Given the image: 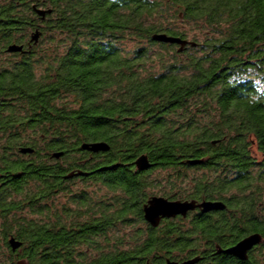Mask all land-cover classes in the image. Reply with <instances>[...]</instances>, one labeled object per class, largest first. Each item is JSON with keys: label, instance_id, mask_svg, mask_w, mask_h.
I'll return each instance as SVG.
<instances>
[{"label": "trees", "instance_id": "16d2710c", "mask_svg": "<svg viewBox=\"0 0 264 264\" xmlns=\"http://www.w3.org/2000/svg\"><path fill=\"white\" fill-rule=\"evenodd\" d=\"M35 8L52 14L43 22ZM178 19L207 31L204 41L190 40L174 26ZM157 35L194 46L181 54ZM54 36L60 42H49ZM127 41H138L133 53L121 48ZM46 42L54 49L36 60ZM10 46L24 51L8 53ZM150 46L184 59L143 76ZM6 54L19 58L0 59L6 264L184 263L204 254L203 243L264 239V90L254 83L264 87V0H0V57ZM97 143L109 151L81 149ZM143 156L150 168L139 171ZM182 169L205 173L188 188L183 176L153 177ZM201 188L228 204L217 223L201 226L193 216L153 228L145 221L152 198L199 202ZM11 237L22 244L18 256ZM212 261L264 264V242L247 261Z\"/></svg>", "mask_w": 264, "mask_h": 264}, {"label": "water", "instance_id": "95a60500", "mask_svg": "<svg viewBox=\"0 0 264 264\" xmlns=\"http://www.w3.org/2000/svg\"><path fill=\"white\" fill-rule=\"evenodd\" d=\"M35 13L41 19V21H45L47 16L52 14L51 10H42L36 9ZM41 32L37 31L31 39V43L37 44L40 37ZM153 40L160 43L177 45L180 47L179 52H183L184 48L187 45L194 46L193 43H189L187 41H183L178 38L168 37L167 35H157L153 37ZM24 51L23 46H10L8 48V53L16 54L21 53ZM82 150L88 151L91 153H101L109 151V147L104 143H97V144H85L81 147ZM22 154L32 153L31 150L24 149L21 151ZM56 159L61 157L60 155L54 156ZM192 165L197 164V162H192ZM136 168L139 171H145L150 168L149 161L146 157H141L138 159L135 164ZM81 175V174H80ZM72 178V175L67 177ZM198 208H204V211H213V210H222L224 209V205L221 203H204L199 205L197 202L192 201H168L163 197H154L152 198L148 204L144 207V219L145 221L153 228H157L163 220L166 219H173L178 216L186 217L189 212L195 211ZM263 241V237L259 234L251 235L238 244H236L232 249L225 251L224 253L232 255L240 260H247L248 253L251 252L256 246H259ZM13 251L19 249L22 244L20 242L11 239L9 242ZM197 259H193L182 264H196ZM17 264H27L24 261H20ZM167 264H178V263H170Z\"/></svg>", "mask_w": 264, "mask_h": 264}, {"label": "rangeland", "instance_id": "374dc122", "mask_svg": "<svg viewBox=\"0 0 264 264\" xmlns=\"http://www.w3.org/2000/svg\"><path fill=\"white\" fill-rule=\"evenodd\" d=\"M174 26L180 30L186 31V33L188 34V37L190 38V40L194 37L198 38V41H204L205 37H206V32L202 29L197 28V25H194L192 23H188V22H182V20H175V24ZM59 39L61 40L60 36H55L53 37V41H49V42H60ZM48 41L47 39L44 40ZM138 41H127L125 43H121V48L125 51H127L128 53H133L136 50ZM51 44V43H50ZM144 44H147L146 42H144ZM54 49V47L50 46L49 44L43 43L40 46H38L36 48L37 53L35 54L34 58H36V60L40 61V57L41 54L39 52L43 51V50H48L49 52L52 51ZM150 49V57H149V61L147 62V65L145 67V69L139 73L143 74V76H148L150 74H157L161 71V62H166V63H173L175 62V59L173 60L172 57L176 56V60L177 61H182L184 58L181 57L180 53L175 55L174 52L169 53V51H164L163 49H160V47L158 48L156 47H149ZM180 47H175L174 50L175 51H179ZM182 54V53H181ZM171 56V59H169ZM49 57V56H48ZM0 59L2 60L1 63L7 61L8 60H12L13 62L18 61L19 58H15L14 56H11L9 54L6 55H1ZM159 59H162L161 61ZM38 61V64H42ZM39 65V66H40ZM37 70V74L38 75H42V67L36 68ZM255 85L258 86L260 88V90H264L263 85L260 83V81H254ZM72 97H69L68 101H72ZM255 155L256 152H255ZM205 172H197L194 169H182L181 172L177 171V170H157L155 172V175H153L154 178H158L162 181H164L165 179H174V178H180V176L184 177V182H183V186L188 188L189 186V179L192 177H196V175H201L204 174ZM165 183H163L162 185H164ZM78 186V185H77ZM175 219V218H173ZM166 220H170V219H166ZM144 226V225H143ZM140 231V226L138 228H131V229H125L123 231V236L124 237H131L132 235L134 236L135 232ZM2 245L0 244V264H6L8 261H6L8 254L1 250ZM82 251V250H81ZM6 261V262H5Z\"/></svg>", "mask_w": 264, "mask_h": 264}, {"label": "flooded vegetation", "instance_id": "af4514ba", "mask_svg": "<svg viewBox=\"0 0 264 264\" xmlns=\"http://www.w3.org/2000/svg\"><path fill=\"white\" fill-rule=\"evenodd\" d=\"M3 177L4 176H0V180H2ZM3 185H5L4 182L3 183H0V187L3 186ZM201 191H202L201 198H200L199 202H197L199 205L204 204V203H221V204L224 205V209H222V210H213V211H204V208H198L195 211L189 212L185 218L182 217V216H178L175 219H177V218L188 219L190 217L195 216V218L198 221V223H200L201 226H204L205 224L209 223V221H214L215 223H217L218 220H219V217L221 215L226 216L229 213V208L227 206L228 204L225 203L226 201H220L218 199H213V198L209 199L208 197H205V194L206 193H204L205 190L203 188H201ZM216 193H217L216 190H213V191H210L209 192V194H211V195H214ZM168 201H172V200H168ZM163 221H166V220H163ZM12 238H15V237H11V239ZM263 242H264V239H263L262 243L259 246H261L263 244ZM202 246H203L202 251H203L204 254L203 255L201 254L200 256H198L197 258H195V259L198 260L196 264H201V263L203 264V263H206V262L209 263V264H213L214 261H212V260H216L219 257L220 258H231L232 255L226 254L224 252L227 251V250H229V249H232L235 245H233V246H227L225 248H222L217 243L216 245L214 244V248H211V246L208 243H203ZM259 246H256L254 249H256ZM20 248L17 249L16 251H13L12 248H11V252L13 254H16L18 256V254L16 252L19 251ZM248 258H249V253H248ZM248 258H247V260H248ZM20 261H24L25 263H27L25 260L20 259V260H18L16 262V264L18 262H20ZM174 263H178V262H174ZM178 264H182V263L179 262Z\"/></svg>", "mask_w": 264, "mask_h": 264}]
</instances>
